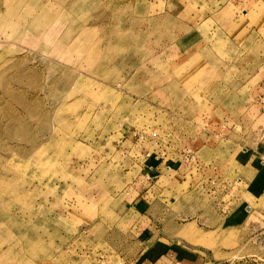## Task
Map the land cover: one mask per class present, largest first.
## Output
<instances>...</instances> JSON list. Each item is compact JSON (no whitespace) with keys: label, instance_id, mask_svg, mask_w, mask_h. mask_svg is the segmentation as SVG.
<instances>
[{"label":"rangeland","instance_id":"1","mask_svg":"<svg viewBox=\"0 0 264 264\" xmlns=\"http://www.w3.org/2000/svg\"><path fill=\"white\" fill-rule=\"evenodd\" d=\"M262 87L264 0H0V264H264Z\"/></svg>","mask_w":264,"mask_h":264},{"label":"built area","instance_id":"2","mask_svg":"<svg viewBox=\"0 0 264 264\" xmlns=\"http://www.w3.org/2000/svg\"><path fill=\"white\" fill-rule=\"evenodd\" d=\"M257 102L261 111L264 113V87H262L261 91L257 95ZM132 135L136 137L138 141H149L150 143H152L153 149L145 151L142 155L144 161L147 160L154 163L151 168H156L157 170H160L159 167H162V169L164 168L167 170H171L176 164H179L182 167H186L188 169V173L193 170L192 168L197 167L199 165V161L197 160L196 154L187 146L186 148L179 150L178 160L168 157L167 151L162 147V143L159 140L160 136L155 130H136L132 133ZM178 161L179 163H177ZM209 182L214 183L215 181L210 179Z\"/></svg>","mask_w":264,"mask_h":264},{"label":"crops","instance_id":"3","mask_svg":"<svg viewBox=\"0 0 264 264\" xmlns=\"http://www.w3.org/2000/svg\"><path fill=\"white\" fill-rule=\"evenodd\" d=\"M257 97V96H256ZM255 102H257V98L255 100ZM259 112L261 114V116L263 117L264 116V113L261 111L260 107H259ZM264 127L261 129V138L264 139ZM263 131V132H262ZM260 149H257L258 151L256 152H259L261 154V161H259L260 165L263 167L264 166V140L260 142ZM254 159V158H253ZM254 162L256 161V159L253 160ZM156 171H158L156 168H155ZM160 249V248H159ZM157 248V251L159 250ZM160 257L158 259V262L157 264H165L167 261H170L172 264H179L178 261V258H177V253L173 250H167V252L165 251H162V249H160ZM150 257V256H149ZM149 257L146 258V260H140L137 264H153L151 263V260L148 259ZM174 262V263H173Z\"/></svg>","mask_w":264,"mask_h":264}]
</instances>
